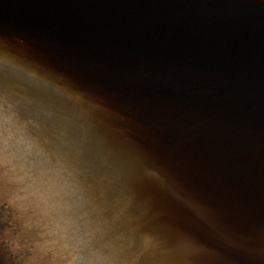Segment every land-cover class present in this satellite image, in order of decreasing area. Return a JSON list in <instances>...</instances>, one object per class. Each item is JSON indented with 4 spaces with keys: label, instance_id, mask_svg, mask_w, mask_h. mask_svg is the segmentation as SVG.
I'll use <instances>...</instances> for the list:
<instances>
[{
    "label": "water",
    "instance_id": "obj_1",
    "mask_svg": "<svg viewBox=\"0 0 264 264\" xmlns=\"http://www.w3.org/2000/svg\"><path fill=\"white\" fill-rule=\"evenodd\" d=\"M3 222L36 264H264V0H0V260L31 264Z\"/></svg>",
    "mask_w": 264,
    "mask_h": 264
},
{
    "label": "trees",
    "instance_id": "obj_2",
    "mask_svg": "<svg viewBox=\"0 0 264 264\" xmlns=\"http://www.w3.org/2000/svg\"><path fill=\"white\" fill-rule=\"evenodd\" d=\"M14 225H15V223H14ZM2 228L5 229L4 233L2 235V244H7L4 248V251L6 252L7 250H9L8 253H10V254H12L13 252H16L17 255L20 254V252H23V253H25V259L26 260L29 259L30 263L32 262L31 264H33V261L35 262L36 260H34V253H33L32 249L30 248V244L27 242V240L24 239V237H23V238L19 239V243H18V242H16V238H18L19 236L16 237V234H15V237H11L8 241H6L7 236H9L10 233H9L8 229L6 228L5 222H3ZM1 233L2 232H0V234ZM22 241H23V243H22ZM26 253H29V255H27ZM0 264H2V260H0ZM35 264H36V262H35Z\"/></svg>",
    "mask_w": 264,
    "mask_h": 264
}]
</instances>
